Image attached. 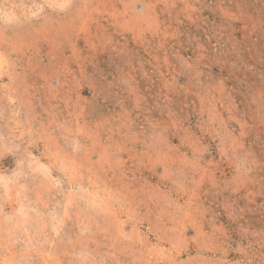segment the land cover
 Segmentation results:
<instances>
[{
	"label": "rangeland",
	"instance_id": "obj_1",
	"mask_svg": "<svg viewBox=\"0 0 264 264\" xmlns=\"http://www.w3.org/2000/svg\"><path fill=\"white\" fill-rule=\"evenodd\" d=\"M0 264H264V0H0Z\"/></svg>",
	"mask_w": 264,
	"mask_h": 264
}]
</instances>
